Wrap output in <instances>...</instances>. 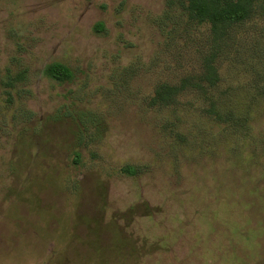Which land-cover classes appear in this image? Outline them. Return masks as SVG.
<instances>
[{
  "label": "rangeland",
  "instance_id": "374dc122",
  "mask_svg": "<svg viewBox=\"0 0 264 264\" xmlns=\"http://www.w3.org/2000/svg\"><path fill=\"white\" fill-rule=\"evenodd\" d=\"M255 6L220 39L182 0H0V264H264Z\"/></svg>",
  "mask_w": 264,
  "mask_h": 264
},
{
  "label": "trees",
  "instance_id": "16d2710c",
  "mask_svg": "<svg viewBox=\"0 0 264 264\" xmlns=\"http://www.w3.org/2000/svg\"><path fill=\"white\" fill-rule=\"evenodd\" d=\"M257 2L264 4V0H182L183 7L188 13L189 19L198 25H210L212 34L220 39L227 35V32L234 26L242 25L250 20L256 14L257 7L255 5ZM95 29L100 33L105 31L102 23L97 24ZM206 64V78L214 85L216 70L209 59L206 60ZM44 73L48 78L58 83L70 82L74 78L72 70L68 66L58 62L49 64L45 68ZM7 80L5 81L0 75V91L4 87H14L15 79L7 77ZM192 84V87L203 89L202 81L194 84L189 78H186L179 86L161 84L156 89L152 102L153 104L160 103L164 106L176 103V99L184 94L187 86L189 87ZM208 98H210L211 106L206 113L214 115L220 122L229 120L230 117L228 116L230 113L225 114L219 109L221 105L225 106L224 102L218 100H215L217 101L215 102L210 96ZM217 103H220V106ZM75 162H80L79 154H76ZM122 172L130 176H135L136 168L126 166L122 169Z\"/></svg>",
  "mask_w": 264,
  "mask_h": 264
}]
</instances>
